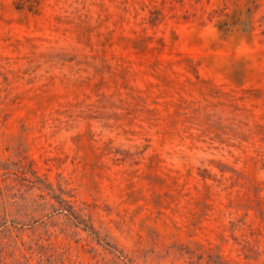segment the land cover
Returning <instances> with one entry per match:
<instances>
[{
	"label": "rangeland",
	"instance_id": "obj_1",
	"mask_svg": "<svg viewBox=\"0 0 264 264\" xmlns=\"http://www.w3.org/2000/svg\"><path fill=\"white\" fill-rule=\"evenodd\" d=\"M0 264H264V0H0Z\"/></svg>",
	"mask_w": 264,
	"mask_h": 264
}]
</instances>
